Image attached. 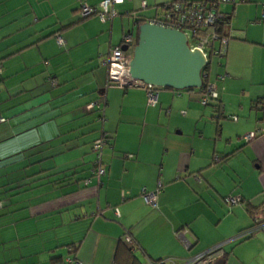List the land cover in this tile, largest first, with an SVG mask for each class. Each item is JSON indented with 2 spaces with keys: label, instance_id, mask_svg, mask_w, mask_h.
<instances>
[{
  "label": "crops",
  "instance_id": "obj_1",
  "mask_svg": "<svg viewBox=\"0 0 264 264\" xmlns=\"http://www.w3.org/2000/svg\"><path fill=\"white\" fill-rule=\"evenodd\" d=\"M101 1L0 0V264H53L69 246L80 264H115L126 235L144 262L193 264L221 246L223 264H264V225L249 210L264 202V0L220 5L231 14L225 55L210 60L221 110L197 88L160 87L148 104L143 87L110 82L111 49L168 0H123L112 20L81 16ZM104 96L101 122L87 105ZM102 130L97 186L91 143ZM159 180L153 206L141 192Z\"/></svg>",
  "mask_w": 264,
  "mask_h": 264
},
{
  "label": "built area",
  "instance_id": "obj_2",
  "mask_svg": "<svg viewBox=\"0 0 264 264\" xmlns=\"http://www.w3.org/2000/svg\"><path fill=\"white\" fill-rule=\"evenodd\" d=\"M123 0H102L99 6H93L88 4H82L80 7V14L85 17L88 15H97L100 20H112L117 14L115 4L122 2ZM236 3L235 0H168L161 4L159 12L152 15L143 17V21H150L165 26L175 27L182 30L186 37L188 45L191 49L198 48L201 50L206 58V63L211 60L212 57H220L225 54L226 46L229 40V34L221 30V26L228 25L227 21L230 20L231 14L220 8L224 3ZM142 7H145L146 1H142ZM126 13V10H124ZM128 12V11H127ZM135 17H140L135 12H132ZM262 18H264V4L262 7ZM56 40L59 44H63V38L57 34ZM133 43V36L130 32L123 35L122 44L114 46L108 58L105 60L107 64V79L117 85H133L145 88L146 99L148 104H153L157 101V93L160 87L152 84L145 83L141 80L133 79L128 74V62L131 57L125 49L122 48L123 44ZM225 74H218L217 78H223ZM51 84L56 83V79L50 77ZM219 92L217 82L215 80H209L206 87L199 92V102L203 105L214 104L221 106V102L218 100ZM105 96L101 99H97L87 106L93 108L97 107L99 110V117L104 119L105 108ZM183 112V111H182ZM232 118L236 116L231 115ZM5 120V117L0 115V123ZM255 136L253 131H249L244 135V138L248 141ZM107 133L102 131L101 135L96 138L92 143V151L94 152V162L92 168V176L96 180L98 186L102 182V175L105 173V164L102 158L103 147L107 143ZM90 179V178H89ZM86 179V182L89 181ZM162 189V182H157V187L153 190L142 189L141 195L145 202L156 206V201L159 193ZM225 202L228 205H236L242 203L240 195H227L224 197ZM101 213V211H100ZM257 228L264 225V207H259L252 215ZM125 240L132 249H136V244L129 235H126ZM221 246L210 248L202 253L195 255L192 258L193 264H208L212 262L213 257L216 255ZM80 261L66 256L64 264H79ZM144 264H161V261H155L153 259L146 258Z\"/></svg>",
  "mask_w": 264,
  "mask_h": 264
},
{
  "label": "water",
  "instance_id": "obj_3",
  "mask_svg": "<svg viewBox=\"0 0 264 264\" xmlns=\"http://www.w3.org/2000/svg\"><path fill=\"white\" fill-rule=\"evenodd\" d=\"M205 65L203 52L190 48L182 30L150 21L138 25L137 41L128 62V74L133 79L158 87H200ZM208 264H223V258Z\"/></svg>",
  "mask_w": 264,
  "mask_h": 264
},
{
  "label": "trees",
  "instance_id": "obj_4",
  "mask_svg": "<svg viewBox=\"0 0 264 264\" xmlns=\"http://www.w3.org/2000/svg\"><path fill=\"white\" fill-rule=\"evenodd\" d=\"M237 2V1H236ZM119 3H121V2H119ZM117 4V3H116ZM115 4V5H116ZM235 4V3H234ZM100 5V4H99ZM99 5H93V6H99ZM136 13V12H135ZM94 15V14H93ZM82 16V15H81ZM88 16H90V15H88ZM97 16V15H96ZM134 16V15H133ZM83 17V16H82ZM85 17H87V16H85ZM135 17V16H134ZM100 19V18H99ZM106 21V20H105ZM143 21V20H142ZM227 23H229V21H227ZM225 28H226V24L225 25H222L221 26V30H225ZM130 32V31H129ZM131 33V32H130ZM132 34V33H131ZM132 36H133V43H131V44H129V46H128V48L127 49H125L127 52L128 51H130V52H132V49L131 50H129V48L131 47V48H133V46H134V44L136 43V41H137V35L136 36H134L133 34H132ZM225 55V54H224ZM223 56V55H222ZM221 57V56H220ZM210 61H208L207 63H206V65L204 66V68H203V70H202V77H203V83H202V85L200 86V87H193V88H191V87H187V88H185V89H195V88H197L198 90H199V92L200 91H202L205 87H206V84H207V82L209 81V80H211L212 78H211V73H210V68H211V65H210ZM1 70V69H0ZM144 88V87H143ZM171 88V87H170ZM145 89V88H144ZM218 100H219V102H220V96H219V98H218ZM257 101L259 100H261L260 98H258V99H256ZM257 101H256V104H257ZM261 108H263V104H261V106H260ZM216 109L217 110H221V106H220V104L219 105H216ZM99 115H100V113H99ZM105 116V115H104ZM99 119H100V117H99ZM101 120V119H100ZM105 120V117H104V119L103 120H101V122H103ZM103 131V130H102ZM102 131L100 132V134L98 135V137L101 135V133H102ZM256 135V134H255ZM98 137H96V138H98ZM107 137H108V135H107ZM95 138V139H96ZM95 139H93V141L95 140ZM108 141H107V143L109 142V137H108V139H107ZM93 141H92V143H93ZM92 143H91V147H92ZM106 143V144H107ZM105 146V145H104ZM104 148V147H103ZM92 149V148H91ZM93 152V151H92ZM93 154H94V152H93ZM103 155V154H102ZM95 156V155H94ZM95 158V157H94ZM94 158H93V162H94ZM92 168H93V163H92ZM105 174V173H104ZM103 174V175H104ZM91 175H92V169H91ZM102 175V176H103ZM102 178V177H101ZM20 186V185H19ZM143 197V196H142ZM241 198H242V203L244 202L245 203V199L241 196ZM225 201V200H224ZM226 203V202H225ZM259 207H264V202L263 203H261V205H259V206H254V207H252L251 206V208H250V206H249V210L251 211V217H252V215L255 213V211L257 210V209H259ZM252 220H253V218H252ZM253 223H254V225H255V222H254V220H253ZM123 242H124V246H123V244L121 243V244H118L117 245V248H116V252H115V264H144V261H140V259L136 256V254H135V251H134V249H132V247L129 245V243H127L126 242V240L125 239H123ZM69 250H68V254L69 255H67V256H71L72 258H74V259H77L74 255V247L72 246H69ZM122 249H124L125 250V256L123 257V261L121 262V261H119L118 262V259L120 258V256L118 255V254H120V252H121V250ZM119 256V257H118ZM66 257V256H65ZM65 257H63L62 255H57V256H55L54 257V263L53 264H64V259H65ZM78 260V259H77ZM80 264V263H79Z\"/></svg>",
  "mask_w": 264,
  "mask_h": 264
},
{
  "label": "rangeland",
  "instance_id": "obj_5",
  "mask_svg": "<svg viewBox=\"0 0 264 264\" xmlns=\"http://www.w3.org/2000/svg\"><path fill=\"white\" fill-rule=\"evenodd\" d=\"M132 48L130 47L129 50H131Z\"/></svg>",
  "mask_w": 264,
  "mask_h": 264
}]
</instances>
